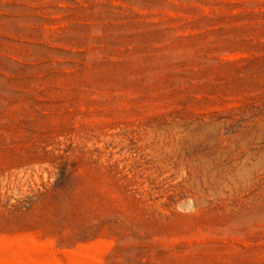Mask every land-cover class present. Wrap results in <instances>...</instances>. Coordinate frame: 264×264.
Listing matches in <instances>:
<instances>
[{
  "label": "rangeland",
  "instance_id": "1",
  "mask_svg": "<svg viewBox=\"0 0 264 264\" xmlns=\"http://www.w3.org/2000/svg\"><path fill=\"white\" fill-rule=\"evenodd\" d=\"M0 264H264V0H0Z\"/></svg>",
  "mask_w": 264,
  "mask_h": 264
}]
</instances>
